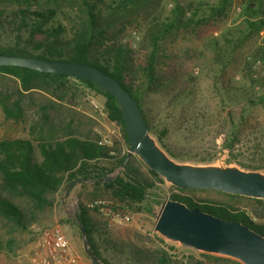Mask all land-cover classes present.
Wrapping results in <instances>:
<instances>
[{"label":"trees","instance_id":"1","mask_svg":"<svg viewBox=\"0 0 264 264\" xmlns=\"http://www.w3.org/2000/svg\"><path fill=\"white\" fill-rule=\"evenodd\" d=\"M166 1L171 4L167 15L163 12V0H0V53L98 67L137 101L150 131L173 158L180 162L211 163L213 155H189L173 146L168 123L144 105L150 95L168 90L171 96L163 118L174 121L178 107L182 108L180 118L185 117L184 107L196 98L195 81L176 68L167 72L161 69L162 41L174 30L222 17L234 0ZM237 4L243 28L228 29L211 42L223 65L227 64L223 62L224 53L231 58L252 34L264 28V0H239ZM160 6L162 10L158 9ZM138 18L144 24L135 26ZM137 32H141V40L133 46L136 37L139 39ZM258 56L264 67V49ZM246 76L240 85L221 84L216 90L218 103L226 111L223 116L222 111L211 113L217 121V128L211 132L223 150L231 151L239 137L235 110L231 107H239L244 127L247 111L264 105V76L254 75L251 66ZM87 92L104 99L108 119L120 128L124 153L120 154L117 142L110 146L99 143L94 120L75 108ZM25 101H30V113ZM0 108L5 119L22 122L25 131L21 138H0V218L25 229L32 215L29 206L38 210L47 207L51 194L63 183L68 186L75 181L79 183L75 220L83 227L90 249L102 264H242L204 252L198 254L199 258L178 257L168 251L173 246L152 228L123 237L115 235L106 220L96 219L101 208L108 215H124L129 210L154 214L161 203L151 189L156 182L164 183L135 155L128 158L121 174L104 180L121 165L128 152L119 105L108 91L85 79L4 65L0 66ZM199 111L194 110L181 123H206L211 119ZM259 140L250 147L255 152L254 164L237 165L264 171V135ZM228 160L226 163L232 161ZM171 187L179 192L193 190ZM169 198L243 223L264 235L262 199L245 196L252 201L249 211H245L223 203H198L178 192ZM4 247L0 240V250Z\"/></svg>","mask_w":264,"mask_h":264},{"label":"rangeland","instance_id":"2","mask_svg":"<svg viewBox=\"0 0 264 264\" xmlns=\"http://www.w3.org/2000/svg\"><path fill=\"white\" fill-rule=\"evenodd\" d=\"M238 1L234 0L233 5L229 7L226 14L222 17L206 24L174 30L162 41L161 69L167 72L170 68H176L181 73L192 76L195 81L196 98L194 97L195 99L184 107V118H189L188 116L194 110L200 109L199 114L203 113L210 116L211 119L208 117L209 121L206 122L210 126L206 127V123L201 121L183 125L181 120L184 118H180L181 107L177 108L174 121L164 119L163 117L166 115L164 109L171 96L168 90H162L157 94L150 95L144 108L156 114L157 118H161L166 124L168 123L170 127L169 141L177 149H182L188 152L189 155H213L212 162L214 163H226L230 159L232 160L230 162L232 164L241 163L249 165L254 164L253 156L255 154V152H251L250 147H253V144L260 141L261 134L264 135V105L247 111V122L244 127L241 125L242 119L239 117V107H231L232 110H235L233 117L238 125L237 129H239L238 142L231 151L223 150L218 146L211 132L217 128V121L211 116V113L222 111L224 112L223 116L226 111L218 103L217 87L227 83L234 85L243 83V80L247 78L248 66H251L254 75L257 77L264 76L262 59L258 56L259 52L264 49V28L252 34L231 58L229 53L228 55L224 53L223 62H227L225 65L221 64L222 61L212 50V38H218L222 32L228 29L243 28L240 25L242 19L240 17L239 5L237 4ZM167 4V1L163 0V12L166 15L169 10V5ZM158 9L162 10V7L160 6ZM138 20L139 18L135 21V26L144 24L142 19ZM137 34L139 35V39L136 38L133 46L141 40V32H137ZM90 100L97 102L99 107L104 110V99L94 92H87L83 101L76 105L75 108L94 120V130L99 135L100 140L102 134L107 132V128H111L113 125L109 124L107 116H103L92 107ZM29 102L25 101V105L30 113L32 108ZM115 125L119 129V134L112 136V144L114 142L118 143L121 148V154L126 151V148L121 144L120 128L116 123ZM24 135L25 131L22 122L5 119L0 108V138H21ZM122 168L117 167L109 176L114 177L117 174H121ZM142 170L144 171L145 168H142ZM155 185L151 191L156 194L154 198L161 204L169 199L172 193L177 192L171 186H166L164 183L159 184L156 182ZM66 189L67 186L63 183L54 194L50 195L51 203L43 209L38 210L37 208L27 206L32 215H30L27 228L25 229L0 218V240L5 246L0 250V264H29V255L32 248L31 226L35 223L45 225L58 224L70 242L77 260H81L85 264H93L83 249V236L80 226L75 220V211L79 202L77 197L79 183L73 184L68 193H66ZM178 193L190 196L198 203H223L233 209L245 211H249L252 203L251 200L244 198L245 196H230L225 192L211 189L184 190L178 191ZM118 215L123 216L122 214ZM124 215L129 216L128 221H117L114 215L106 214L105 210L101 208L99 213H96V219L106 220L110 230L115 235L123 237L131 236L135 231L144 232L150 228L153 229L152 213L129 210ZM166 243L173 246V249H168V251L178 257L190 255L199 258V251L180 246L176 243Z\"/></svg>","mask_w":264,"mask_h":264},{"label":"water","instance_id":"3","mask_svg":"<svg viewBox=\"0 0 264 264\" xmlns=\"http://www.w3.org/2000/svg\"><path fill=\"white\" fill-rule=\"evenodd\" d=\"M4 65L85 79L111 93L119 105L128 143L121 168L131 155H135L156 172L166 186L211 189L264 200L262 170L243 169L232 163L180 162L173 158L150 131L137 101L115 78L98 67L76 61L0 53V66ZM109 179V175L104 177V180ZM74 183L67 186L66 193ZM80 231L86 255L93 264H102L90 249L81 225ZM153 231L168 243L229 257L242 264H264L263 234L243 223L223 219L176 199L169 198L161 205Z\"/></svg>","mask_w":264,"mask_h":264},{"label":"built area","instance_id":"4","mask_svg":"<svg viewBox=\"0 0 264 264\" xmlns=\"http://www.w3.org/2000/svg\"><path fill=\"white\" fill-rule=\"evenodd\" d=\"M90 104L100 114L105 117L107 116L105 110L99 107L97 102L90 100ZM109 124L113 126L107 128V132L102 134L99 140V143L107 146L112 144V136L119 134V129L116 127L115 122L109 120ZM119 168L121 167L119 166ZM175 191L177 190L175 189ZM160 207L152 216L154 223L159 217ZM114 216L117 221L129 220V216L127 215L119 216L118 214H114ZM31 234L32 248L29 255V264H78L77 256L58 224L45 225L35 223L31 226Z\"/></svg>","mask_w":264,"mask_h":264},{"label":"crops","instance_id":"5","mask_svg":"<svg viewBox=\"0 0 264 264\" xmlns=\"http://www.w3.org/2000/svg\"><path fill=\"white\" fill-rule=\"evenodd\" d=\"M78 264H85L84 262H82L81 260H77Z\"/></svg>","mask_w":264,"mask_h":264}]
</instances>
